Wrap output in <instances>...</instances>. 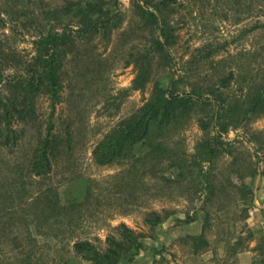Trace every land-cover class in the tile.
Masks as SVG:
<instances>
[{"label":"rangeland","instance_id":"rangeland-1","mask_svg":"<svg viewBox=\"0 0 264 264\" xmlns=\"http://www.w3.org/2000/svg\"><path fill=\"white\" fill-rule=\"evenodd\" d=\"M136 1L0 0L4 78L25 72L41 34L80 27L68 6L100 4L96 15L113 18L107 32H73L59 101L38 95L34 117L15 125L16 146H0V261L25 252L29 264H90L73 242L104 251L125 224L145 248L116 264H264V110L245 113L264 83V0H148L173 36L166 51L153 47L155 26ZM145 68L148 80L135 88ZM229 70L231 84L216 91L223 103L197 105L153 127L126 158L95 163L94 147L151 99L155 83L206 94ZM48 132L50 169L37 174ZM200 234L207 245L194 252Z\"/></svg>","mask_w":264,"mask_h":264},{"label":"trees","instance_id":"trees-1","mask_svg":"<svg viewBox=\"0 0 264 264\" xmlns=\"http://www.w3.org/2000/svg\"><path fill=\"white\" fill-rule=\"evenodd\" d=\"M142 19L155 26L157 33L153 47L156 50H164L170 46L172 34L168 24L157 14V10H151L148 0H142V4L136 1ZM161 4L166 6L165 0ZM100 4L87 2L84 5H75L71 12L70 6L67 13H72L80 21V27L73 30L49 29L45 34H41L34 41L35 55L30 63L26 65L25 72L12 77L4 78L0 74V146L11 149L16 146L19 135L15 125L19 122L30 120L35 115L34 100L40 94H45L50 99L53 106L60 99V70L63 61L70 53L75 36L78 33H96L100 28L104 32L109 30V23L112 17L100 18ZM96 15V16H95ZM115 18V17H114ZM120 20L116 19L112 27H116ZM148 69H142L133 80L135 88H141L148 80ZM234 78L233 70L227 71L216 80L217 87L209 89L206 94L195 89L190 91L177 92L176 81L171 79L166 88L159 83H155L151 99L146 102L135 114L121 121L115 129L108 133L92 150L94 161L98 165H106L118 159L126 158L132 147L150 137L153 127L161 129L171 121H180L187 117L197 105L201 107L209 105L211 102L223 103L225 100L217 93V89L227 88ZM4 81V90L1 84ZM264 110V83L257 90V94L252 99L246 114ZM216 114V122L219 121ZM199 126L202 130H207L210 126L208 122L199 119ZM54 138L50 132L38 142L36 160L32 163L37 167L36 173L47 172L50 169L49 155L53 148ZM203 146V145H202ZM206 146V145H204ZM206 154L216 153L215 148L204 147ZM156 219L158 215L155 214ZM192 217L191 220H194ZM148 223H154L151 219H146ZM119 235L117 238L106 237V248L104 251L97 249L87 240L73 242L76 252L90 262V264H116L120 259H131L134 255L143 250L144 244L137 235L125 224L119 225ZM207 245L202 234L192 237V249L199 251ZM22 259L10 256L0 261V264H29L25 262L30 256L25 255ZM25 260V261H24Z\"/></svg>","mask_w":264,"mask_h":264}]
</instances>
